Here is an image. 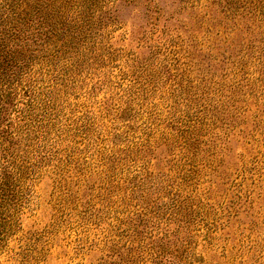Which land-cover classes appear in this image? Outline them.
I'll return each instance as SVG.
<instances>
[{"label": "rangeland", "instance_id": "1", "mask_svg": "<svg viewBox=\"0 0 264 264\" xmlns=\"http://www.w3.org/2000/svg\"><path fill=\"white\" fill-rule=\"evenodd\" d=\"M37 1L0 0V264H264L263 16ZM51 91L63 123L94 122L37 168L29 103Z\"/></svg>", "mask_w": 264, "mask_h": 264}, {"label": "trees", "instance_id": "2", "mask_svg": "<svg viewBox=\"0 0 264 264\" xmlns=\"http://www.w3.org/2000/svg\"><path fill=\"white\" fill-rule=\"evenodd\" d=\"M126 1L129 3L132 0H126ZM224 3L227 8V11H230V12L236 11L237 10L236 5L239 4L244 8H248V12L254 11V12L261 14L264 20V0H224ZM91 4H92L91 0H86L84 3L78 2L79 10L81 12L87 13L86 11L90 9ZM36 5H37V8H38V5H41V7H44L45 9L49 10L51 14H49L48 17L53 16L52 11H55V13H59L60 8H62V5H64L66 8L68 6L65 0H47L44 3H42V1H37ZM52 5H54L53 9L50 8V6L52 7ZM61 16H64V14L61 13ZM69 20L78 21V19H72V18H69ZM81 20H82L81 23L83 25H86V24L88 26L90 25V23L87 22V19L86 21H84V19H81ZM39 22H40L39 24L40 26L45 27V28L38 29L37 32L39 34H43V36H47L49 37V39H51L53 36L56 35L57 31H55V28H58V26L52 25V23L47 24V19L45 18H43L42 20H39ZM70 28L76 29L74 26H70L69 29ZM62 30H68V29H62ZM87 34H88L87 31L84 32L82 37L84 39L87 38ZM24 46H25L24 44H20L18 47H15L13 50L19 51V52L23 51ZM9 93H10V90H8V92L2 91L0 93V97L2 96L6 97L7 95H9ZM52 93H53L52 91L46 93L45 100H42L41 97L39 96L38 97L35 96L33 98L34 102L31 100V102L29 103L30 104L29 107L32 104L33 106H35V108H37V106H38V109L43 108V112L41 111L40 113H36L35 115V117L37 118L36 125L34 126V128L33 126L32 128H30V130L34 132L35 141L38 142V145L35 146V153H34L35 154L34 155V158H35L34 166L37 168L43 163H46L47 161H49L47 159L52 158L57 153H62V151L68 150V149H59L56 146L58 145L59 141H74V139H72L73 136L71 137L70 135L73 132H75V134L73 133V135L81 134L84 138L86 139L89 138V135H90L89 125L94 122L92 119H90V117L88 118L86 114V119H84L85 115H84V118L79 117V116H74L73 118H70V119H64V122L68 121V123H63L62 116L59 115L56 111H54L55 109H53L55 108L54 106L55 96L50 95ZM39 101L42 103V105H40ZM118 108L119 106L117 105L113 111H116ZM22 117H25V114H23ZM32 119H35V118L34 117L31 118V121L33 123ZM43 121H45V125L42 126L41 122ZM116 136H118V134H116ZM1 149L4 151L3 147H1ZM65 155L70 156L71 154L69 152H66ZM22 163H27V162L22 161ZM1 169L3 170L1 171ZM5 170L6 168L0 165V197L4 199H5V192L9 190L11 191V186H12L11 178L9 174L7 173V171ZM9 193L11 195V192Z\"/></svg>", "mask_w": 264, "mask_h": 264}]
</instances>
